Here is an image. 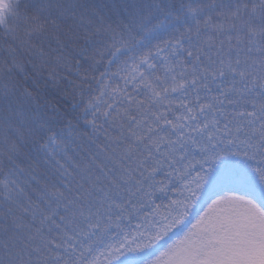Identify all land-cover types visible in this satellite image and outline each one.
I'll list each match as a JSON object with an SVG mask.
<instances>
[{"label":"snow or ice","instance_id":"obj_1","mask_svg":"<svg viewBox=\"0 0 264 264\" xmlns=\"http://www.w3.org/2000/svg\"><path fill=\"white\" fill-rule=\"evenodd\" d=\"M0 264H264V0H0Z\"/></svg>","mask_w":264,"mask_h":264}]
</instances>
